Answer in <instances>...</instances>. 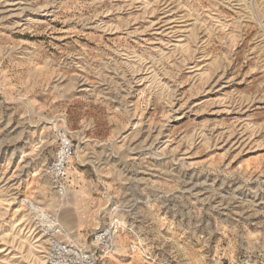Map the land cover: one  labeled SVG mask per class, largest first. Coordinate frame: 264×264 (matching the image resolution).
Here are the masks:
<instances>
[{
    "label": "rangeland",
    "instance_id": "1",
    "mask_svg": "<svg viewBox=\"0 0 264 264\" xmlns=\"http://www.w3.org/2000/svg\"><path fill=\"white\" fill-rule=\"evenodd\" d=\"M33 205L118 220L99 264H264V0H0V264H45Z\"/></svg>",
    "mask_w": 264,
    "mask_h": 264
},
{
    "label": "built area",
    "instance_id": "2",
    "mask_svg": "<svg viewBox=\"0 0 264 264\" xmlns=\"http://www.w3.org/2000/svg\"><path fill=\"white\" fill-rule=\"evenodd\" d=\"M74 155L75 145L73 140L68 134H62L60 148L47 170L54 190L61 197H65L68 193L69 164ZM32 211L37 220L43 224L46 234L50 237L45 264H99L102 259L103 246H108V240L111 236H115L122 229L121 223L115 220L109 230L97 235L94 244L88 247L76 240L67 239V233L55 214L38 205H33Z\"/></svg>",
    "mask_w": 264,
    "mask_h": 264
}]
</instances>
